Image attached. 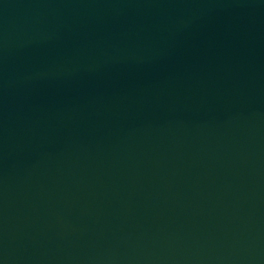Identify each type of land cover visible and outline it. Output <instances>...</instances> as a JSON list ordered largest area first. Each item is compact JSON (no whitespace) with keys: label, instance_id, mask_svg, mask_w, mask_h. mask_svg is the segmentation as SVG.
I'll return each mask as SVG.
<instances>
[{"label":"water","instance_id":"1","mask_svg":"<svg viewBox=\"0 0 264 264\" xmlns=\"http://www.w3.org/2000/svg\"><path fill=\"white\" fill-rule=\"evenodd\" d=\"M0 264H264V0H0Z\"/></svg>","mask_w":264,"mask_h":264}]
</instances>
